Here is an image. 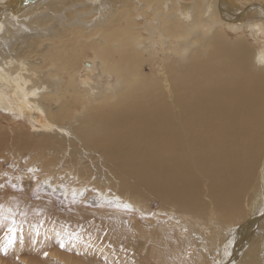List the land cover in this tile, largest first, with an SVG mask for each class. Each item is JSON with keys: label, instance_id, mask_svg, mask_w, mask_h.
Returning a JSON list of instances; mask_svg holds the SVG:
<instances>
[{"label": "bare ground", "instance_id": "obj_1", "mask_svg": "<svg viewBox=\"0 0 264 264\" xmlns=\"http://www.w3.org/2000/svg\"><path fill=\"white\" fill-rule=\"evenodd\" d=\"M244 4L0 0V149L177 224L119 258L5 237L0 264H264V4Z\"/></svg>", "mask_w": 264, "mask_h": 264}, {"label": "rangeland", "instance_id": "obj_2", "mask_svg": "<svg viewBox=\"0 0 264 264\" xmlns=\"http://www.w3.org/2000/svg\"><path fill=\"white\" fill-rule=\"evenodd\" d=\"M260 3L264 4V0H247L244 7ZM229 34L231 38L237 36L235 33ZM261 39L263 38H260L259 42ZM250 40L253 41L252 38ZM6 119L0 115V132L8 127L9 121ZM13 126L10 124L9 127L14 128ZM7 141L11 142L10 138L7 137ZM9 149H0V243L4 246L5 237L8 240L12 236L8 232L9 227L12 226L16 228L14 239L17 238L18 242H30L31 240V242L35 240L38 242L39 238L45 239L48 236V245L58 252L73 249L80 251L90 246L92 242L91 244L102 245L103 249L108 252L114 247V255L117 258L132 255L135 252L134 243L137 239L141 244L142 252L145 253L155 249L159 243L171 241V238L166 239L165 236L176 235L177 224L166 215L167 213L157 211L160 206L156 199L144 197L147 203L145 208L140 210L132 207L125 209L112 202H98V189L95 185H91L95 181L93 177L87 182L89 185H85L86 189L83 193L76 198L65 189V187L69 188L73 182L80 184L76 178L68 176L67 179H58L62 181L55 187L47 186L43 178L36 175L40 170L36 169L35 176L30 175L28 157L20 159V150L14 156V153H11L14 151ZM26 153L28 154V151L21 152V154ZM34 154L29 153L32 158ZM62 158L67 160V157L62 156L57 168L66 165V161ZM92 160L97 163V160ZM92 160L83 159L85 164H93ZM62 162L64 165L61 164ZM51 180L53 178L48 181ZM121 193L129 196V193L123 191ZM145 209L150 211H145ZM148 240H152L151 244H147ZM62 243L64 246L60 247Z\"/></svg>", "mask_w": 264, "mask_h": 264}, {"label": "snow or ice", "instance_id": "obj_3", "mask_svg": "<svg viewBox=\"0 0 264 264\" xmlns=\"http://www.w3.org/2000/svg\"><path fill=\"white\" fill-rule=\"evenodd\" d=\"M123 207L125 209L129 208L128 205H123ZM13 225H15V221H13ZM8 232L12 234V236L8 239V243L11 244L12 243V239L14 238V235H15V232H16V228L14 226L9 227ZM61 247H63V245H61Z\"/></svg>", "mask_w": 264, "mask_h": 264}]
</instances>
